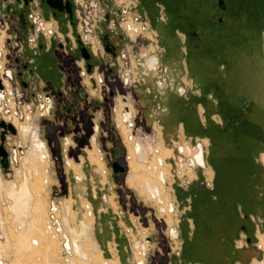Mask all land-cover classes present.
<instances>
[{
	"label": "rangeland",
	"instance_id": "obj_1",
	"mask_svg": "<svg viewBox=\"0 0 264 264\" xmlns=\"http://www.w3.org/2000/svg\"><path fill=\"white\" fill-rule=\"evenodd\" d=\"M118 1L122 2V0ZM14 3L12 6L18 7L16 2ZM227 4L235 10V0H227ZM216 5L213 7L212 14L219 13ZM0 6L6 13L4 11L6 5L3 3ZM78 8H81V5H78ZM34 9L35 7L30 6V10ZM91 10L94 15L96 8L92 6ZM80 11L83 13L82 9ZM139 12L138 9L131 11L130 18L124 23L127 30L128 22L140 28L135 32L129 30V35L122 44L121 51L127 54L129 64H124V61L119 58L125 66L121 68L116 65L112 72L107 69L104 73L99 69L89 72L84 68L69 69L68 60L67 69H62L61 66L60 69L58 52L50 50L37 54L36 52H40L37 43H32V45L22 43L23 48L28 47V51L24 52L25 57L34 59L30 66L34 68V73L30 77L29 69L24 73L27 74L26 81L30 83L27 87L28 91L25 92L20 83L14 84L15 88L20 89V92L24 91V94L29 96V98L25 96L27 100L32 99L34 91L41 93L49 91L54 95L57 90L62 89L64 94L61 97L54 96L56 105L50 109V113L43 115L41 109L37 107L38 104H35L31 113L26 112L30 114L28 118L13 119L16 121L18 132L16 135L10 134L9 137H12V142L17 146L21 145L22 149L18 150V159L8 171H5L0 164V234L4 236L0 238V264L2 259L8 264H70L69 258L77 260V264H106V262L139 264L140 260L142 264H175L174 259L179 260L177 264L193 263L184 261L182 257L184 239L181 225L183 217L191 208L179 198V188L187 191L198 181L205 183L209 181L207 174L210 166L208 162L209 144L206 147L209 165L206 169L197 168V178L188 186L185 185L186 175L193 178L196 173L188 165L190 153L179 148V145L189 144L195 147L199 141L197 138L203 140L204 137L191 138L183 133L173 137V135L163 134V129L160 136L159 131L162 127L155 128V123L147 118L146 109L139 104V100L143 98L141 97L142 85L139 83L146 68L144 53L149 47V34L155 38L149 23L144 24L134 19ZM44 15L52 17L51 12H44ZM60 15L64 18L63 14ZM2 16L5 17V15ZM225 18L228 20L229 17L226 15ZM45 24L50 26V22H45ZM52 28L57 30L56 25ZM36 33L33 30L30 36H35ZM59 34L63 37L60 31ZM83 35L85 36L84 33ZM11 40H15L13 35ZM43 40L50 43L49 39L44 38ZM15 46L11 48L9 64H12L11 67L16 75L14 81L18 82L20 80L17 75L18 70L11 60L18 53L17 45ZM157 51L153 49L152 53L156 54ZM177 55L179 58L180 54ZM110 57V54L104 53L105 59L113 60ZM163 59L168 62L166 56H163ZM79 62H83L82 59H79ZM72 72L76 74L75 79L71 78L70 73ZM87 72H95L104 77V83L99 86V89L94 90L90 78L86 75ZM118 73L120 77L113 80V75L117 77ZM68 77L75 82L81 80V86L85 88L84 92L90 103L88 104L86 99L78 106L82 108L88 105L90 113H93L89 114V112L80 110L78 112L73 109L75 101L71 100L69 87L65 86ZM79 86L78 84L75 88L79 89ZM72 87L74 88V85ZM114 89L116 93L106 105L104 97L106 94L104 93L109 95ZM123 96L130 99V104L136 113L133 129L123 128V131H134L137 137L129 143L124 136L121 141L118 134H122V129H120L121 123L119 125L117 110L118 107L124 106ZM95 100H98L99 104L95 105ZM70 106L72 108L68 110L67 107ZM73 113H76L75 116L78 115L79 120L73 116ZM229 115L226 114V116ZM90 116H93L95 122L100 125L99 131L90 130L88 123ZM229 117L232 121H236L232 119L233 115ZM222 120H225V117L222 116ZM108 121L111 124H108ZM23 124H30L45 142L47 155L43 162L35 157L28 162L25 161L30 154L32 141L30 137L22 133ZM80 125H83L86 134L76 131ZM95 137L97 142L94 141ZM116 138L119 142L116 152L121 153L118 162L125 167V171L121 173L114 172L110 155L111 147L116 145ZM188 138L192 140H187ZM139 141L143 146L142 154L145 161L140 160L135 147ZM148 143L152 145H144ZM153 145L159 146V156H153L152 152L149 153L153 150ZM163 157L164 166L161 161ZM148 160L149 164H147ZM161 170L165 172L163 175L167 176L166 186L162 184L164 194L168 197L166 202L170 205L174 202L176 206L174 212L170 210L165 212L160 203L151 201L145 193V182L152 178L157 179ZM25 184L32 194L28 208L29 215L15 209L16 199L10 193L14 190L21 191ZM160 186L161 183H159ZM54 204L58 206L56 214L54 213L55 217L52 210ZM263 218L264 216L250 215L249 225L253 229L249 228L248 233L239 232L235 239V247L239 249L236 264H260L264 260V250L258 247L259 239L261 241L262 232H264V224L260 223ZM192 220L188 218L191 229L194 228ZM49 223L54 226L55 235L48 233ZM83 225L89 229H84ZM59 227L62 229H57ZM245 235L251 238L250 242L243 239ZM33 238L39 240L38 246L31 244ZM67 240L72 251L64 246ZM77 244H81L84 248L86 257L75 251ZM87 257L88 259H85ZM253 257L257 260L253 261Z\"/></svg>",
	"mask_w": 264,
	"mask_h": 264
},
{
	"label": "flooded vegetation",
	"instance_id": "obj_2",
	"mask_svg": "<svg viewBox=\"0 0 264 264\" xmlns=\"http://www.w3.org/2000/svg\"><path fill=\"white\" fill-rule=\"evenodd\" d=\"M90 1L91 2H89V0H0V5L3 3L6 5V9H4L6 13L3 12L0 6V14L5 15L6 19L9 20L10 30L14 34L15 41L21 46L18 55L13 58V62L16 65L18 78L25 91H28L27 87L30 83L26 81L27 74L24 73L28 69L29 77L34 73V68H30L31 64L34 62L33 57L31 59L24 55V52L28 51V47L24 46L23 48L22 46L25 43H29L30 45H32V43H37L40 51L39 53L36 52L37 54H42L43 52L50 50H54L56 53L58 52L57 54L60 56H58V65L60 69L61 67L62 69H67L68 60V65L70 66L69 69L79 70L80 68H84L85 71L88 72L94 69H107L109 72H112L116 65H119L120 67L125 66L119 61V58L124 61V64H129L127 54L121 51L123 48L122 44L125 42L127 35H129L124 23L130 18L129 13L138 9L140 12L138 15H135V17L144 24L149 23L151 30L156 28L158 31L156 40L153 38L148 39L149 47L144 53L146 60L145 70L150 71L147 69V59L151 55L157 57L159 68L165 63L160 51V47H162L161 45L163 44L161 38L162 34L165 33V26L172 27L175 25L180 29L187 30L189 32L190 41L194 40L199 42L203 39V41L207 42L214 36H223L228 27V20L230 17L238 16L240 14H251L255 9H258V11L261 9L262 12L264 11V0H235V10L227 4V0H224V7L219 5V0ZM126 1H128L127 4ZM14 2H16L18 7L12 6V3L15 4ZM78 5H81V8H78ZM215 5L219 8L218 14H212ZM30 6L35 7V9L30 10ZM92 6L96 8L94 15L92 13L93 10H91ZM80 9L83 10V13ZM44 12H51L52 17L45 16ZM89 13H91L92 16L89 15ZM60 14H63L64 18H62ZM226 15L229 17L228 20L225 18ZM39 20H41V24L38 23ZM45 22H50L51 25H56L57 30L52 29L47 32V35L41 32L39 35L36 33L35 36H30V32H33V30L36 32L42 31L43 27H45L43 26ZM59 31L63 34V37L59 34ZM44 38L49 39L50 43L43 40ZM153 49L158 50L157 52L159 53H152ZM147 52L149 54H147ZM104 53L110 54V58L113 60L105 59ZM96 58L101 59L98 60ZM79 59H82L83 62L80 63ZM70 75H72L71 78L75 79L76 74L72 72ZM71 78H67L65 86L69 87L72 98L71 100L75 101L73 103L75 105L73 106V109L78 112L79 110L81 112H89L90 114L91 110L88 105H86V107L82 106V108L78 106L87 99V94L84 92L85 88L81 86V80L75 82ZM78 84L80 85L79 89H76L75 86ZM73 85L74 88L72 87ZM36 92L34 91V93H32V97L41 94L40 91ZM47 93L48 98H52L54 107L56 105L54 96H63L64 90H57L54 95L49 91H47ZM115 93V89L111 90L109 95L104 93L106 94V96H104L106 99V105L108 104L107 101L112 99ZM89 103L90 101L88 100V104ZM94 104H99L98 100H95ZM67 108L69 110L72 107L70 106ZM117 112L118 120L121 123L120 129H122L123 132V128L125 127L124 118H129L130 116H124L122 106L118 107ZM14 124H16V121H14ZM108 124H111V122L108 121ZM21 130L24 136L30 137L32 141L30 154L25 158V161L28 162L32 157H35L36 159H41V162H43L47 155L45 142L41 140L37 135L36 130H34L30 124H23ZM35 136L40 141L41 149L34 148L33 139ZM115 140L116 145L115 147H111L112 149L110 152L113 162L119 161L121 156L120 151L116 152V146L119 142L117 138Z\"/></svg>",
	"mask_w": 264,
	"mask_h": 264
},
{
	"label": "crops",
	"instance_id": "obj_3",
	"mask_svg": "<svg viewBox=\"0 0 264 264\" xmlns=\"http://www.w3.org/2000/svg\"><path fill=\"white\" fill-rule=\"evenodd\" d=\"M152 31L156 38L157 29ZM188 33L175 25L165 26L160 51L168 62L159 68L155 55L147 59L150 71H143L141 76L143 98L139 104L155 128L162 127L163 134L204 137L209 144L207 174L209 181L213 180L211 186H206L213 189L211 134L225 125L224 110L229 116L239 114L258 126L264 139V11L255 9L251 14L230 17L223 36H214L207 42L190 41ZM263 157L264 146L255 158L262 167ZM191 202L189 195V208Z\"/></svg>",
	"mask_w": 264,
	"mask_h": 264
},
{
	"label": "trees",
	"instance_id": "obj_4",
	"mask_svg": "<svg viewBox=\"0 0 264 264\" xmlns=\"http://www.w3.org/2000/svg\"><path fill=\"white\" fill-rule=\"evenodd\" d=\"M223 114L225 125L211 134L209 159L215 169L214 188L202 181L188 191L179 188L183 203L192 196L191 209L181 225L184 261L235 264L239 232L253 229L249 225L251 214L264 216V168L255 159L264 146L261 129L239 114L232 118L235 122L225 110ZM188 218L193 219V229Z\"/></svg>",
	"mask_w": 264,
	"mask_h": 264
},
{
	"label": "built area",
	"instance_id": "obj_5",
	"mask_svg": "<svg viewBox=\"0 0 264 264\" xmlns=\"http://www.w3.org/2000/svg\"><path fill=\"white\" fill-rule=\"evenodd\" d=\"M135 20L136 21H140L136 17H135ZM140 22L143 23L142 21H140ZM38 23L41 24L42 23L41 20H39ZM43 26H45V27H43L42 31H37V35H39L41 32H43L45 35H47V32H49L50 30L53 29L52 28L53 25H51V24L48 27L44 23ZM142 27H144V25H142ZM127 28H128V31L129 30L136 31V30L140 29L139 27L133 26V23L131 24L130 22H128ZM12 35L14 36L13 32L10 30V22H9V20H7L6 17H3L0 14V83H1V87H0V121L4 120L7 123H12L14 125V127L16 128V133H12L10 131H7L5 133V139L2 140L1 139L2 128L0 127V145L3 144L5 149H6V151H7V153H8L9 169L15 163V161H17V159H18V156H17L18 155V150L22 149L21 145L17 146L15 143L12 142V140H13L12 137L11 138L9 137L10 134L11 135H16L17 132H18L16 124H14V120L13 119H15V118L23 119L24 117L28 118L30 114H26V112H30L31 113L32 110H33V105H35V104H38L37 107H38V109H41L43 115L47 114V113H50V109L53 107V100H52V98H48V93L47 92H43L41 94H38L36 97H32L31 100H29V99L27 100L26 97L29 98V96L27 94H24L25 90L23 92H20L21 91L20 89H16L15 88L14 84L17 85V84L20 83L22 85V83H21L20 80L18 82L14 81L15 78H16V75H14L13 69L11 67L12 64H9V60H10V56H11L10 54H11V51H12L11 48H15L16 47L15 45H17V51L19 53L20 46L15 40L14 41L11 40L12 39ZM33 38H35V37H33ZM18 53H16L15 56H17ZM11 60L13 61V59H11ZM121 68H123V66ZM101 71L104 73V70H101ZM83 74H84V72H83ZM86 75L90 78V81L92 82V86H93L94 90L99 89L100 88L99 86L102 85V83H104V77L102 75H97V74H95V72L94 73H88L87 72ZM118 77H120L119 73H118L117 77L113 75V80H116V78H118ZM123 99H124L123 102L125 104H128V102L130 103V99L127 98L126 96H123ZM36 101H37V103H36ZM124 111L130 113L129 112L130 111V106L125 105V110ZM75 114L76 113H73V116L76 119L79 120L78 115L75 116ZM135 115H136V113L134 115L132 113L131 114V118L125 120V122L128 123L129 128L131 130L134 127ZM88 123L90 124V128H91L90 130L99 131L100 125L97 122H95L93 116H90V118L88 120ZM81 124H83V122H81ZM119 125H120V122H119ZM82 126L80 125V128L78 127L76 129V131L79 132V133L81 132L83 134H86L85 130H84V128ZM131 132L134 135V131H131ZM118 134H119V139L122 141L123 138H124L123 134H121V133H118ZM191 138H188L187 140H192ZM197 139H199V141H197V144L195 145V147H191V146H189V144H185V145L188 146V148L193 151V149H195L200 144H202L201 143L202 139L201 138H197ZM94 141H96V137L94 138ZM181 146H184V145H179V148H181ZM206 147H207V145L203 144L201 153H199V151H198V154H201V157L204 160V163H201L197 159L195 154L189 156L188 165H189L190 169H192L196 173V175H195V177L191 178L187 174L186 175L187 176V181L185 182V185L188 186L194 179L197 178V176H198V172H196L197 168L206 169L207 166L209 165L208 162H207ZM1 158L2 157L0 155V164H1L2 168L5 170V168L3 167L2 163H1ZM172 158H174V157H172ZM206 184L208 186H211L213 184L212 180L208 181V182L206 181ZM52 208H53L52 209L53 210V216L55 217L54 213L56 214V212L58 210V206L56 204H54ZM260 223L264 224V218L262 219V222H260ZM52 227L54 229L53 225H52ZM57 229L61 230L62 228L59 227ZM262 234H264V232H262ZM2 237H4L3 234H0V238H2ZM243 237H244L243 239H245L246 242H248V237L246 235L243 236ZM258 247L263 250V247L261 245L260 239H259V242H258ZM174 261H175V264H177L179 262L178 259H174ZM1 264H8V263L6 262V260L2 259L1 260ZM180 264H185V263H180ZM191 264H203V263L194 262V263H191Z\"/></svg>",
	"mask_w": 264,
	"mask_h": 264
},
{
	"label": "bare ground",
	"instance_id": "obj_6",
	"mask_svg": "<svg viewBox=\"0 0 264 264\" xmlns=\"http://www.w3.org/2000/svg\"><path fill=\"white\" fill-rule=\"evenodd\" d=\"M134 30H132L131 32H133ZM135 32V31H134ZM125 105H127V106H130V113H128V112H125L124 110H125ZM122 111L124 112V116L125 115H129L130 117L129 118H131V114L133 113V115L135 114L134 113V110H133V107H132V105L128 102V104H125L124 103V106H122ZM128 117L126 118H124V121L126 120V119H129ZM125 127H127L128 129H130L129 128V125H128V123H126L125 122ZM28 131V130H27ZM158 133V132H157ZM159 133H160V136H161V130L159 131ZM122 134H123V136L125 137V139H126V141L129 143V142H131V141H133L134 139H136L137 137L136 136H134L133 135V133L132 132H130V131H123L122 132ZM38 135V134H37ZM202 144H200L198 147H196L195 149H193V151L191 150V149H189L188 148V146H186V145H184V146H181V148H182V150H184L185 152H187V153H190V155H193V154H195L196 155V157H197V159L201 162V163H204V160L202 159V157H201V154H198V151H199V153H201V151H202V145L204 144V145H207L203 140H202V142H201ZM33 144H34V148H39V149H41V144H40V141H39V139L35 136V138L33 139ZM145 146H148V145H152V144H150V143H148V144H144ZM135 147H136V149H137V151H138V154H139V156H140V160L141 161H145V157L143 156V154H142V149H143V146H142V143L139 141V142H137L136 143V145H135ZM43 149H44V147H43ZM173 150V149H172ZM42 151V150H41ZM33 152V151H32ZM150 152H152L153 153V156H159V152H160V148H159V146L158 147H156V146H154L153 145V150H151V151H149V153ZM149 153H148V155H149ZM157 153V154H156ZM159 153V154H158ZM39 154H40V152H39ZM41 155V154H40ZM45 158V157H44ZM150 158V157H149ZM97 159H99V156H97ZM138 159V158H137ZM139 160V159H138ZM161 161H163V166H164V157H163V160L161 159ZM149 160H148V162H147V164H149ZM157 162L160 164V162L157 160ZM134 173H136V172H134ZM165 172H163V170H161V173L159 172L158 173V177H157V179H154V178H152V179H150V180H147L146 182H145V193L147 194V196H148V198L149 199H151V201L152 200H154V201H156V203H160L161 204V208H163L164 209V211L166 212H169L168 210H170L171 212H174L176 209H175V205H174V202H172L171 203V205H170V203H167L166 201L168 200V197L164 194V191H163V188H162V184L164 183V185L166 186V181H167V176H164L163 174H164ZM134 175H136V174H134ZM166 175V174H165ZM159 183H161V186L159 187ZM13 196H14V198L16 199V205H15V209L16 210H18L20 213L22 212L23 214H28V208H29V203H31L30 201H31V199H32V194H30V192H29V190H28V188H27V185L25 184L24 186H23V188H22V190L21 191H16V190H14L13 192H10ZM171 201H172V199H171ZM33 202V201H32ZM34 208V207H33ZM36 210V209H35ZM17 211V212H18ZM19 213V214H20ZM35 213V212H34ZM88 213H90V212H88ZM22 214V215H23ZM25 214V215H26ZM36 214V213H35ZM29 215V214H28ZM34 215V214H33ZM16 216H18V215H16ZM91 217V216H90ZM17 218H19V217H17ZM24 218V217H23ZM28 218V217H27ZM26 218V219H27ZM21 219V218H20ZM29 219V218H28ZM27 219V220H28ZM25 220V218L23 219V221ZM22 221V222H23ZM25 223V222H24ZM23 223V224H24ZM87 223V222H86ZM22 224V225H23ZM26 224V223H25ZM24 224V225H25ZM88 224V223H87ZM47 226V225H46ZM49 227H48V233H50L51 235H53L54 233H55V229H53V227H52V225H51V223H49V225H48ZM18 227H20V226H18ZM83 227H84V225H83ZM89 227V226H88ZM85 228H87V226L86 227H84V229ZM90 228H91V226H90ZM87 229H89V228H87ZM82 232V231H81ZM53 233V234H52ZM86 235L88 234V233H86V232H84ZM50 235V236H51ZM55 235V234H54ZM83 235V234H82ZM49 236V237H50ZM85 236V235H84ZM31 244L32 245H37L38 246V244H39V240L38 239H32L31 240ZM261 245H262V247H263V250H264V234H262V239H261ZM64 246L65 247H67V248H69L71 251H72V249H71V247H70V245H69V242H68V240L65 242V244H64ZM75 251L76 252H78L81 256H85L86 257V254H84V248L81 246V244H77V246H76V248H75ZM1 256V255H0ZM39 258V257H38ZM85 259H88V257L87 258H85ZM92 259V258H91ZM39 260V259H38ZM69 261H70V264H77V260H75V259H71V258H69ZM85 261V260H84ZM87 261V260H86ZM260 262V261H259ZM106 264H110V262H106ZM139 264H142V260H140L139 261ZM260 264H264V260H262L261 262H260Z\"/></svg>",
	"mask_w": 264,
	"mask_h": 264
},
{
	"label": "water",
	"instance_id": "obj_7",
	"mask_svg": "<svg viewBox=\"0 0 264 264\" xmlns=\"http://www.w3.org/2000/svg\"><path fill=\"white\" fill-rule=\"evenodd\" d=\"M224 0H219V5L221 7H224ZM0 87H1V83H0ZM0 127L2 128V133H1V139L4 140L5 139V133L7 131H10L12 133H16V128L14 127V125L12 123H7L4 120L0 121ZM0 155H1V163L3 165V167L5 168L6 171L9 170V162H8V153L4 147L3 144L0 145ZM113 170L115 173H119V172H124L125 171V167H123L118 161L113 162L112 164ZM251 241V238H248V242Z\"/></svg>",
	"mask_w": 264,
	"mask_h": 264
}]
</instances>
